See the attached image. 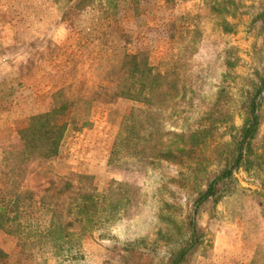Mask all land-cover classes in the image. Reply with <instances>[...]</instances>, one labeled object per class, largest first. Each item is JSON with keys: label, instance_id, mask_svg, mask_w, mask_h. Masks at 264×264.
Returning <instances> with one entry per match:
<instances>
[{"label": "rangeland", "instance_id": "1", "mask_svg": "<svg viewBox=\"0 0 264 264\" xmlns=\"http://www.w3.org/2000/svg\"><path fill=\"white\" fill-rule=\"evenodd\" d=\"M137 57L151 67V105ZM2 68L0 190L20 231L0 228L1 264H264V0H0ZM33 72L25 96L40 111L24 115L23 75ZM49 112L58 156L4 175L30 119ZM131 112L152 158L124 147L111 161ZM240 149L232 176L197 205ZM68 178L103 207L79 260H69V238L23 239Z\"/></svg>", "mask_w": 264, "mask_h": 264}, {"label": "trees", "instance_id": "2", "mask_svg": "<svg viewBox=\"0 0 264 264\" xmlns=\"http://www.w3.org/2000/svg\"><path fill=\"white\" fill-rule=\"evenodd\" d=\"M132 64V70L134 73L140 78H143V83H147L146 86L142 83L143 89L146 92V97L143 98V102L147 105H151V90L150 86H148V83L151 82L149 75L151 72V67L144 62V59H141L140 57H137V60H134ZM123 95L129 97L130 94L127 92ZM132 97L134 96H131L130 98L132 99ZM254 109L255 108L253 107V113ZM149 113L150 112L148 111L141 112V114L144 115L143 121L146 122L147 127L150 129L151 124L148 122L150 121ZM132 114L133 112H131L129 115V123L125 127L119 129L117 138L113 142L111 161L114 160L117 162L118 152L124 147L132 150L134 155L139 154L142 157L140 158L141 160H148L152 158H147V156L143 154V150L148 146L150 141H147L146 139L140 140L139 133L141 129L138 126L136 118L134 119L132 117ZM55 117V113L49 112L34 116L30 119L27 130L21 135L20 138L21 149L18 152H12L9 154V156H5L3 158V160L12 159L8 162V168L3 172L4 175H12L15 166H17L15 163L21 164L29 158L46 160L58 156L59 147L62 140V131L57 129ZM255 126L256 116H253L251 124L247 129H245L243 133V139L241 141L242 144L252 136ZM148 137L153 138L152 134H149ZM144 143L147 145L145 146ZM140 147L143 148L142 151L139 150ZM241 159L242 151L240 149L233 166L210 183L207 191L197 201V205L203 203L215 195L216 184L221 180L230 178L232 176L233 170L239 165ZM84 179L86 178L80 176L77 177V180ZM9 185L16 186V182L9 180ZM52 186L54 196L44 197L41 200L43 211L42 219L29 231H26V237H23L22 232H20L19 236L21 238L23 237L25 241L31 237L35 238L37 236L48 237L53 239L55 242L69 238L71 241L69 260L82 259L83 256L81 254L80 247L81 240L87 231L89 229L95 228L97 222L100 221L99 218L103 211L101 196L96 190H82L83 186L80 187L75 185L74 180L69 178L60 180L57 183L54 182ZM0 193H4V196L0 198V228L3 229L7 234L12 235L14 232L20 231V229L16 220L17 216H9L7 213V211L10 210L9 202L11 200L8 198L10 191L0 190ZM12 202L15 203L16 200L14 199ZM109 238L110 236H107V239ZM5 258L6 254L0 250V264ZM66 258H68V256ZM173 264H177V260Z\"/></svg>", "mask_w": 264, "mask_h": 264}, {"label": "crops", "instance_id": "3", "mask_svg": "<svg viewBox=\"0 0 264 264\" xmlns=\"http://www.w3.org/2000/svg\"><path fill=\"white\" fill-rule=\"evenodd\" d=\"M2 70H3V68L0 69V75L2 74ZM5 71H6L5 75L7 77L12 76V73H13V72H11L12 70L10 71V69L6 68ZM13 77H14V75H13ZM35 79H36V75L34 72L23 75V91H24V93H23V95H24V98H23V114L24 115H33L34 113H38L40 111L39 105L30 103V102H37V100H31L30 101L25 96L27 93L28 87H33L32 84H34ZM36 83H38V82H36Z\"/></svg>", "mask_w": 264, "mask_h": 264}]
</instances>
